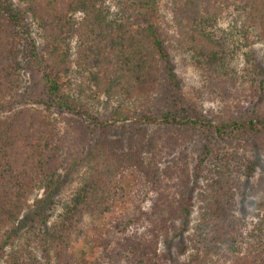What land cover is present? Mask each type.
<instances>
[{"label":"trees","instance_id":"trees-1","mask_svg":"<svg viewBox=\"0 0 264 264\" xmlns=\"http://www.w3.org/2000/svg\"><path fill=\"white\" fill-rule=\"evenodd\" d=\"M19 1L0 0V264H48L43 247L68 264L69 238L85 215L110 212L114 173L131 169L148 208L115 222L93 264H264V176L252 182L264 163V77L251 79L250 54V69H233L220 29L231 19L245 47L249 34L264 45V0ZM167 14L179 49L223 90L221 107L185 95ZM86 159L78 188L56 200L63 170ZM179 237L177 257L161 250Z\"/></svg>","mask_w":264,"mask_h":264},{"label":"rangeland","instance_id":"rangeland-1","mask_svg":"<svg viewBox=\"0 0 264 264\" xmlns=\"http://www.w3.org/2000/svg\"><path fill=\"white\" fill-rule=\"evenodd\" d=\"M16 6L23 7V4L19 0H13ZM120 0H107V3L113 7H119ZM165 2V0H164ZM163 5V4H162ZM114 8V9H115ZM116 10V9H115ZM165 9L163 13H166ZM234 23L231 19H225L220 22V29L224 32L227 38H230L231 50L235 51L234 56H232L229 61L230 65L238 71L241 75L244 68L248 67L250 69V63L247 61L246 54H250L252 57V63L256 64L258 69L255 71L252 68L251 79L263 78L264 77V45L256 40L255 34H249L251 39H254V45L245 47L246 40L244 37L245 31L234 29ZM165 29L167 31V53L169 56V62L174 66L177 75L182 80L183 90L185 95L190 98L195 103H202L207 109H215L221 107L222 95L224 92L221 87L214 84V86H208V79L201 74L196 67L193 66L192 58L189 54L183 52L177 46L178 35L170 24V16L166 15ZM249 35L247 37L249 38ZM233 48V49H232ZM261 74V75H260ZM248 79V78H246ZM249 83L248 81L244 80ZM216 83V82H215ZM189 154L191 157H195L199 154V147L196 145H190ZM88 159L83 162V164L78 166H73L72 168H66L63 170L65 174L63 179V184L60 186L59 191L55 197L56 200L59 198H64L67 194L75 191L80 185L83 178H85L88 172ZM191 161V158H190ZM259 176H264V163L263 167L259 168L252 182H256ZM114 181V191L111 195L109 202L112 203L110 212L108 214H100L95 216L85 215L82 228L83 232L78 237L76 235L69 238L70 242L67 246L68 254V264H93L101 255V244L106 238L111 235L112 227L117 220H120L134 212L136 205H142L143 207L149 204L147 196L149 194L148 187L145 183L144 177L137 170H127V171H116L113 177ZM38 199L42 198L43 191L36 193ZM242 196L240 194L237 197L238 206V216H243L242 209L247 208L245 204H242ZM29 205L34 207L35 202L32 198L29 201ZM57 206L56 202H49L45 205L44 215L51 216L48 228L51 227L53 221L57 218ZM35 209V208H34ZM30 209H27L24 216L32 218ZM252 213V210L250 209ZM22 217V218H23ZM199 210L198 206L194 208L193 223L198 220ZM24 220V219H23ZM248 227L254 226L256 219L253 215H249L246 219ZM248 228V229H249ZM68 240V241H69ZM185 242L184 238H171L168 244L162 243L160 248L162 251L168 252L173 258L177 257V249L181 244ZM39 248L36 253L39 257L47 262L48 264H57L55 253L51 249Z\"/></svg>","mask_w":264,"mask_h":264}]
</instances>
